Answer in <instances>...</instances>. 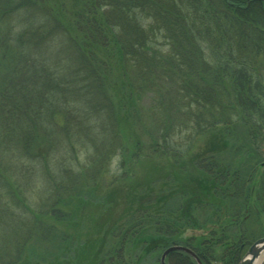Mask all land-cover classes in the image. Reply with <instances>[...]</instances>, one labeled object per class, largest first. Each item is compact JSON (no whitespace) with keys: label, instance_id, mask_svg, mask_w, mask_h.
<instances>
[{"label":"trees","instance_id":"1","mask_svg":"<svg viewBox=\"0 0 264 264\" xmlns=\"http://www.w3.org/2000/svg\"><path fill=\"white\" fill-rule=\"evenodd\" d=\"M117 59L125 78L119 91H112L111 61ZM0 74V162L6 153L14 154V146L47 144L45 168L29 150L22 159L29 167L40 165L32 173L47 180L41 192L51 209L65 195L69 200L92 188L117 157L123 172L115 175L125 178L147 153L179 161L199 137L215 133L208 149L196 152L190 164L196 179L209 185L204 195L221 199L223 207L214 212L227 218L215 222L224 234L209 243L224 239L234 244L223 262L239 264L256 236L245 226L240 233L237 220L247 212L246 223H256L257 209L264 212V172L254 207L245 189L252 166L264 161V0H0ZM128 92L130 101H125L121 94L126 97ZM149 93L156 103L146 109L141 103ZM131 105L132 122L127 119L126 124L131 122L129 129L139 140L132 143L129 158L120 126ZM145 117L156 120L139 124ZM184 132L187 147L182 149L177 139ZM14 135L20 139L14 140ZM219 135L226 137V148L245 154L240 166L219 160V154L205 156L219 151L214 148ZM1 177L0 208L6 207L2 203L7 196L13 199ZM172 193L174 201L191 202L183 191ZM197 203L195 209L208 205ZM137 207L133 218L142 219L149 206L142 200ZM38 213L18 243L9 242L5 224L0 225V264H18L25 252L21 244L48 230L36 218ZM146 217L144 235L152 238L148 254L160 245L157 237L163 230L156 215ZM196 253L204 264H214L205 248ZM172 256L169 264H197L185 252Z\"/></svg>","mask_w":264,"mask_h":264},{"label":"rangeland","instance_id":"2","mask_svg":"<svg viewBox=\"0 0 264 264\" xmlns=\"http://www.w3.org/2000/svg\"><path fill=\"white\" fill-rule=\"evenodd\" d=\"M111 62L113 65L111 74L115 77L112 91H119V82L122 84L125 78L123 66L121 62L118 63V59ZM121 96L125 101H130L128 98L129 92L126 97L122 94ZM153 97V93H149L141 104L146 109L155 105L156 102L153 101ZM115 100L119 103L118 97ZM130 110H132V105L122 115L123 119L126 118V120L120 126L123 127L121 134L130 150L129 158L133 155L134 151L132 143L139 140L134 129H129L132 126ZM127 119L131 121L128 124H126ZM154 120L156 119L144 120L142 118L139 124L142 125L147 121L148 123H153ZM187 134L184 132L178 136V139L176 137L178 142H183V145H179L182 149L187 147L184 144ZM219 136V140H215L214 143V148L219 151H210L213 153L208 152L205 156L219 154L215 155L219 157V160L225 158L226 160H230L233 165H238L239 163L240 166L241 162L245 160V154L240 153L237 155L235 150L229 148V145L226 148V137ZM214 137L215 133L209 132L199 137L190 149L191 152L183 155L184 157L179 161L172 160L167 155H151L147 153L139 162H136L135 165L133 164L134 166L130 171V175H127L125 178H117L115 175H120L123 172V170L118 168L120 157H117L113 160L111 171L100 177L92 188L82 190V194L79 197L69 200L70 195H65L61 202L56 204V208L54 207L53 209H51L52 205H46V195L43 196L41 192L43 189L42 185L47 180L45 178L42 179L41 176L37 177L36 173H32L39 169L40 165H30L29 167L26 164L27 160L22 159L23 154L26 157V152L29 150L28 153H35V157L42 160L43 167L45 168V160L47 158H44L48 154L49 146L47 147V144L39 143L38 145H31L29 149L22 146L21 148L23 149H20V147L17 149L12 145L14 146L12 148L14 154L6 153L5 158L0 162V175L3 177L1 179L5 184L4 187L12 193L13 197L11 199L7 196V199L2 203L6 207L0 208V225L2 227L5 224L3 225L5 229L4 237L9 242L18 243L27 234V227L30 226L28 221L31 219V221H35L34 212H41L36 214V218L42 222L44 227L47 226L48 229L46 230L43 227L45 231L41 230L34 233L35 235H33L29 242L21 244L20 247L24 246L25 252L21 253L22 259L18 264H123V261L125 264H161L163 252L173 246L187 247L196 255V249L200 248L202 250L205 248V252L207 255L209 254L214 264H226L228 260L227 256H225L226 250L234 244L224 239L218 241L219 244L214 245L209 243L212 238L217 239L224 234L220 231L219 224L215 222H218L219 219L220 222H225L227 218L222 220L217 216L221 211L214 212V208L217 206L219 208L223 207V205L221 206V199L217 198V196L204 195V189L206 187L208 189L209 185L207 186L206 183L196 179L198 176L197 172H194L193 165L190 164V160L195 156L196 152L207 150V145L214 140ZM13 139L18 140L20 136L14 135ZM4 141L6 142L7 140ZM143 141L147 146V135L143 136ZM20 142L24 145L23 139ZM9 144L10 142L6 143V145ZM15 149L19 151L15 152ZM226 151L227 153H225ZM68 152L71 153L70 150ZM84 158L85 155L82 152L80 160L84 162ZM252 167V178L248 182L249 185L245 186V189L248 191L246 193L251 194V205L254 207L257 198L258 200L260 198L259 190L261 189V183L259 176L264 172V161L259 162L258 166ZM249 174L250 169H248ZM18 187L20 188L18 189ZM16 188L17 190H15ZM174 190L183 191L184 195L189 196L187 198L191 197L189 199L191 202L185 201L186 199L172 200L171 197ZM195 195H203V198L197 200ZM142 200L143 204H148L149 206L146 211L147 213L143 215L142 219L140 217L133 218V214H135L134 212L138 208L137 206L142 203ZM208 200L211 201V204H208L210 203ZM166 201L169 202L163 207ZM65 202L67 203L65 204ZM197 202H207L208 205L195 209V206L198 204ZM178 204H182L179 209ZM258 204L261 207V203ZM258 204L257 208H260ZM183 205L185 206L183 207ZM41 208L43 212L40 211ZM174 208L177 211L171 214L170 211L174 210ZM257 210L256 223L255 220L254 222L250 220L252 223H246L245 219L249 213L242 212L240 218L237 220L239 222L236 227L242 233V229L245 226L250 235L256 236V240L264 237V212H261L259 209ZM192 211L193 214L191 213ZM143 212L145 213L144 208ZM146 215H156L159 221L158 228L163 230V232L161 231L162 233H158L157 237L161 238L160 245L155 251L153 250L148 254L145 252V249L152 244V238L149 240V236L144 235V223L149 221ZM170 219L179 222L182 226H176V223H171ZM210 221L214 223L208 224ZM167 222L170 225H167ZM202 222L205 223L201 225ZM150 228L152 231L153 227ZM62 238H64L63 243ZM184 243L188 244L185 245ZM252 243H248L246 252ZM14 245L19 246L20 244ZM173 252L169 253L166 257V264H169L168 257L169 255L172 256ZM224 256L226 258L225 262H223ZM175 260L176 257L172 256L171 261L175 262Z\"/></svg>","mask_w":264,"mask_h":264},{"label":"water","instance_id":"3","mask_svg":"<svg viewBox=\"0 0 264 264\" xmlns=\"http://www.w3.org/2000/svg\"><path fill=\"white\" fill-rule=\"evenodd\" d=\"M173 251L187 252L196 260L197 264H203L200 258L191 249L184 246L167 248L162 254L161 264H166V257ZM239 264H264V237L257 239L251 244Z\"/></svg>","mask_w":264,"mask_h":264}]
</instances>
